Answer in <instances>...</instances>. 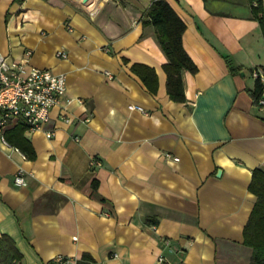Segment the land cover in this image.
<instances>
[{
  "label": "crops",
  "instance_id": "obj_1",
  "mask_svg": "<svg viewBox=\"0 0 264 264\" xmlns=\"http://www.w3.org/2000/svg\"><path fill=\"white\" fill-rule=\"evenodd\" d=\"M151 1L0 0V52L66 77L41 128L3 131L23 124L33 157L0 141V235L17 264H249V183L264 170V104L248 92L264 65L260 25L247 0H167L197 66L175 101L141 20ZM136 63L154 69V92Z\"/></svg>",
  "mask_w": 264,
  "mask_h": 264
},
{
  "label": "trees",
  "instance_id": "obj_2",
  "mask_svg": "<svg viewBox=\"0 0 264 264\" xmlns=\"http://www.w3.org/2000/svg\"><path fill=\"white\" fill-rule=\"evenodd\" d=\"M250 4L252 17L258 21L264 39V10L262 0H247ZM143 24H151L159 46L166 56L163 64L166 72V89L169 97L175 101L186 100L182 74L184 71L195 73L197 66L185 50L182 35L185 23L167 0H152L141 15ZM229 70L236 72L240 66L234 65L227 59ZM258 67H255L256 69ZM264 75V65L261 67ZM132 69L137 72L147 88L155 91L157 75L154 69L144 64H133ZM252 69V71L254 70ZM264 91V81L260 75L254 77V85L248 89L253 103L258 101ZM24 125L18 124L5 132L7 141L19 149L26 156L33 157L34 151L30 141L24 136ZM249 190L256 195V201L243 227V242L252 249L249 264H264V170L256 167L252 170ZM86 257V256H85ZM22 259L14 240L7 234L0 235V264H17ZM86 263V262H84Z\"/></svg>",
  "mask_w": 264,
  "mask_h": 264
},
{
  "label": "built area",
  "instance_id": "obj_3",
  "mask_svg": "<svg viewBox=\"0 0 264 264\" xmlns=\"http://www.w3.org/2000/svg\"><path fill=\"white\" fill-rule=\"evenodd\" d=\"M58 56L65 57L63 50H58ZM27 50L25 55L30 56ZM253 76L260 75L264 81L261 68L252 71ZM66 89V77L63 73H56L50 68L37 67L28 62V59L16 60L0 52V141L9 146L3 131L11 124L24 121L30 130H36L50 119L52 107L59 102ZM264 104V91L258 105ZM129 109L137 108L146 113L141 106L128 105ZM68 120V119H66ZM50 135V133H47ZM169 158L178 157L165 153ZM95 160H91L94 164ZM17 185L25 184L22 170L14 175ZM163 257H159L162 261ZM55 262L68 264L70 258L56 256Z\"/></svg>",
  "mask_w": 264,
  "mask_h": 264
},
{
  "label": "bare ground",
  "instance_id": "obj_4",
  "mask_svg": "<svg viewBox=\"0 0 264 264\" xmlns=\"http://www.w3.org/2000/svg\"><path fill=\"white\" fill-rule=\"evenodd\" d=\"M98 3V0H89L88 2H85V5L90 9L94 10L96 5Z\"/></svg>",
  "mask_w": 264,
  "mask_h": 264
},
{
  "label": "water",
  "instance_id": "obj_5",
  "mask_svg": "<svg viewBox=\"0 0 264 264\" xmlns=\"http://www.w3.org/2000/svg\"><path fill=\"white\" fill-rule=\"evenodd\" d=\"M83 3L86 2L87 0H81Z\"/></svg>",
  "mask_w": 264,
  "mask_h": 264
}]
</instances>
